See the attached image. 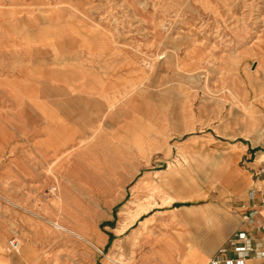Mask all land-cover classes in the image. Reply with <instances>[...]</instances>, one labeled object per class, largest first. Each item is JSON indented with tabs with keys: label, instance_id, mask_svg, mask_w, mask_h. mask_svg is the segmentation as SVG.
<instances>
[{
	"label": "rangeland",
	"instance_id": "1",
	"mask_svg": "<svg viewBox=\"0 0 264 264\" xmlns=\"http://www.w3.org/2000/svg\"><path fill=\"white\" fill-rule=\"evenodd\" d=\"M10 34L17 40L15 62L31 79L53 81L60 74L67 98L76 99V79L86 82L96 68L99 79L113 74L130 82L136 109L79 113L76 100L67 102V113H51L53 124L22 113L19 125L39 132L22 128L19 143L46 137L50 126L76 135V146L58 156L51 150L29 163V175L0 182L1 220L12 228L17 212L32 216L41 228L37 249L45 263L103 264L106 255L122 254L124 264H162L151 252L165 233H186L187 244L208 262L243 223L238 199L227 190L218 197L221 184L213 176L233 136H225L224 120L245 110L235 79L260 76L252 62L264 58V0H0V35ZM108 40L111 53L90 54V45L105 47ZM9 49L0 53L1 67L10 64ZM189 54L193 61L183 63ZM142 103L155 113H136ZM233 164L225 165L224 177ZM134 200L148 209L120 236V211L132 209ZM166 217L167 226L161 224ZM145 218L150 222L141 226ZM59 224L72 233L83 230L92 245L84 247ZM13 237L20 239L15 229L0 254H14L7 251ZM177 250L175 259L185 248Z\"/></svg>",
	"mask_w": 264,
	"mask_h": 264
},
{
	"label": "crops",
	"instance_id": "2",
	"mask_svg": "<svg viewBox=\"0 0 264 264\" xmlns=\"http://www.w3.org/2000/svg\"><path fill=\"white\" fill-rule=\"evenodd\" d=\"M2 37H9V40H4ZM0 38H2L0 40V53L4 48L9 47L11 54L9 66L14 64L11 67H1L0 65V182L14 180L17 176L29 175L25 171L29 163L34 159L43 161L45 155L49 154L51 150L56 154L54 148L58 146L64 148L65 152L68 149H74L76 146H73L77 139L76 135L72 133V135L66 137L61 127L60 131L58 129L54 130L50 126L46 130V137L32 144L19 143L18 133L24 131L22 128H26V132L31 134L39 132L38 130L32 131L28 126L19 125V118L22 113H38L46 122L49 121L50 124H53V122H50L53 118L50 117L51 113H67V102L75 104L77 103L76 100L81 104L78 110L79 113H99V111L104 114L131 113L130 103H135L133 99L123 100L121 105L117 104L111 107H108L107 104L109 98L114 96L116 91L128 87V80L124 82L123 78L119 79L114 77L113 74H108L105 79H99L97 69L91 68L89 80L82 82V79L80 81L76 79V86H79V90H75L77 94L73 96H76V99H68L66 94L67 85L63 82L64 78L59 77L60 74L57 78L52 79L53 81L47 80V82H44L41 78L31 79L25 75L27 72H23L27 69L18 67L17 62H15L17 58L14 54L18 53L15 35H0ZM111 44V41L108 40L105 47L94 45L95 50L90 45L89 52L92 55L103 52L111 53ZM83 45L84 43L81 44L84 48ZM185 58L187 60H182L183 63L193 61L194 56L189 54ZM252 63L258 65L257 71L260 72V76L255 77L251 74L248 78L235 79L234 91L240 105L244 106L245 110L237 108L239 111L234 113V119H230L228 122H226V119L224 120L223 125L227 130L225 136L230 137L233 134L232 139L225 141L226 148L229 150V158H222L213 178L221 184L218 197H222L224 190H227L238 199V203L241 205V213L245 210H256L252 219L249 222L242 223L239 229L247 231L253 241L264 248V231L261 229V226H264V204L259 202L261 198H264V173L255 175L259 168L264 166V160L259 159L261 155L264 157L263 56L258 57ZM48 90H52L51 92L54 94H51ZM56 102L57 104H55ZM35 104L44 106L45 110L42 111L45 114L38 111ZM137 106L136 113L139 115L140 113H155L156 111L149 104L142 103ZM131 107L134 110L136 109L133 106ZM72 110L74 113H78L75 108ZM186 113V117H189L188 113H192V111L187 109ZM223 113L225 114V111ZM229 125H234L232 131ZM181 159L186 161V156L182 155ZM230 160L234 162L231 166L233 171L224 177L223 169L225 165L227 167L228 164L232 163ZM239 163H241L240 167L238 166ZM181 164L179 163L178 167H175L176 169L171 166V170L174 168L175 171H178L182 167ZM66 190L68 191L67 188ZM250 190L255 191L252 195L253 198L250 195ZM206 216L204 215V217ZM14 217L15 222L12 224V228L10 222H3L0 218V249H2L4 240L12 229H15L16 235L22 242L19 250L13 252V255L0 254V264H50L49 259L48 263L44 262L37 249L39 230H41L38 222L26 213L17 212ZM186 235V233H179L171 236L170 239L178 249H183L190 246V244H187L189 237H186ZM203 254L199 251L195 255L196 258L194 256V261H190L189 264H192V262H194L193 264H207L206 256ZM255 260L257 258H250L245 264H264V260L254 262ZM107 262L109 261L106 259L103 264H107ZM161 262L165 264L164 261L161 260ZM174 264H180L178 259L174 258Z\"/></svg>",
	"mask_w": 264,
	"mask_h": 264
},
{
	"label": "bare ground",
	"instance_id": "3",
	"mask_svg": "<svg viewBox=\"0 0 264 264\" xmlns=\"http://www.w3.org/2000/svg\"><path fill=\"white\" fill-rule=\"evenodd\" d=\"M164 52V51H163ZM35 53V52H34ZM9 54V53H8ZM166 54V53H165ZM194 55V54H193ZM178 56V55H177ZM5 57V56H4ZM16 57V56H15ZM14 59V58H13ZM168 59V57H167ZM171 59V58H170ZM17 60V59H16ZM172 60V59H171ZM155 62V61H154ZM157 62V61H156ZM171 62V61H170ZM177 67V65H176ZM170 68V67H169ZM142 79V78H141ZM148 81V80H147ZM138 82V81H137ZM16 83V82H15ZM130 83V82H129ZM9 84V83H8ZM24 85V84H23ZM11 87V86H10ZM129 87V85H128ZM13 90V89H12ZM27 90V89H26ZM29 90V89H28ZM132 90V89H131ZM154 90V89H153ZM135 91V90H134ZM19 92V91H18ZM138 92V91H137ZM131 94L132 92L130 91L129 88H124L122 90V92L119 93V95L114 98L113 101H108L107 104H108V107H111V106H115L117 104H121L123 100H130L132 98L131 97ZM33 96V95H31ZM36 105V108L38 111H40L42 114H45L43 113L42 110H45L44 106H40V105ZM23 110V109H22ZM92 131V130H91ZM66 132V131H65ZM96 132V131H95ZM66 137H68L70 134H64ZM95 135V134H94ZM92 137V136H91ZM89 141V139L87 140ZM82 142V141H81ZM82 145V144H81ZM80 145V147H81ZM84 145V144H83ZM62 147L58 146L56 148H54V151H55V155H59V154H63L65 153V150L64 148L62 150ZM88 150V149H87ZM66 151H70L69 149L66 150ZM67 183V181L65 182ZM60 187V186H59ZM65 187V186H64ZM66 188H67V185H66ZM70 188V187H69ZM71 189V188H70ZM58 190L57 187H51L50 189V192L52 194H57V197L56 199L58 201H61L60 199V193H56ZM66 190V189H65ZM67 192V190H66ZM59 194V195H58ZM67 194V193H66ZM70 196V195H69ZM62 198V197H61ZM132 203V205H135L133 206V208L131 209L130 206H126L125 209L122 208V210L120 211V220H119V224H118V227L116 228V232L118 235H122L126 232L127 228H128V225L129 223H131L132 221H134L135 219H137L141 214H143L144 212H146V210L148 208H144V207H141V206H138L136 205L135 203V200L132 201V202H129V204ZM63 207H64V211L66 212L68 210L67 208V205L66 204H63ZM130 211V212H129ZM128 217V218H127ZM163 217V216H162ZM130 218V220H129ZM161 219V218H160ZM175 220V219H174ZM173 220V221H174ZM161 221L163 223H161L162 225H169L171 224V219L169 218H162ZM168 223H167V222ZM150 220L149 218H145L144 220L140 221V225L143 226L147 223H149ZM56 228H59L60 230L62 231H67V232H70L72 233L68 227H64V226H61L60 224L58 226H56ZM76 238L77 240H79L80 242H82L83 246L84 247H87V246H90L92 245V243L90 242V240L86 237V233L84 234V231L82 230L81 233L77 232V233H72ZM90 236V234H88ZM17 240L19 241L20 239L17 238ZM126 240V239H125ZM159 240V241H158ZM157 241H158V244H159V248L155 249L154 251L151 252V255L152 257L153 256H157L159 259H162L165 264H174V258L176 256V254H180L178 252V247H176L175 244L172 243V240L170 239L169 237V234L168 233H165L161 238H159ZM119 243V242H118ZM117 246H119L117 244ZM153 247V246H152ZM125 248V247H123ZM200 250H198L196 247L190 245V246H186L185 247V250L182 252L181 255H178L177 259L178 261L180 262V264H189L190 261H192L194 259V256L197 255V253L199 252ZM121 252V251H120ZM130 253V252H129ZM122 254H118V256H112V254H108L105 256V259H107L108 261L112 262V264H124L123 263V259L121 257ZM150 255V256H151ZM204 255V254H203ZM196 258V256H195ZM205 260H207V257H205ZM194 261V260H193ZM199 261V260H198ZM194 262H192L193 264Z\"/></svg>",
	"mask_w": 264,
	"mask_h": 264
},
{
	"label": "built area",
	"instance_id": "4",
	"mask_svg": "<svg viewBox=\"0 0 264 264\" xmlns=\"http://www.w3.org/2000/svg\"><path fill=\"white\" fill-rule=\"evenodd\" d=\"M262 173H264V166L260 167L255 175ZM254 193L255 191L250 190L251 197ZM259 202L264 204V198H261ZM255 211V209L245 210L242 213V222H249ZM261 229L264 231V226H261ZM19 247L17 238L13 237L8 241L7 251L16 252ZM250 258L264 259V248L257 245L247 231L237 229L217 248L207 264H245Z\"/></svg>",
	"mask_w": 264,
	"mask_h": 264
}]
</instances>
